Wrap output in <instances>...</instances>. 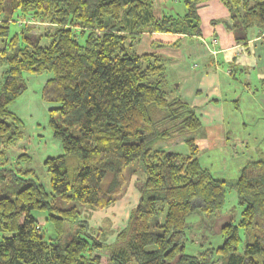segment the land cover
<instances>
[{
  "label": "trees",
  "instance_id": "1",
  "mask_svg": "<svg viewBox=\"0 0 264 264\" xmlns=\"http://www.w3.org/2000/svg\"><path fill=\"white\" fill-rule=\"evenodd\" d=\"M206 1L184 0L182 15L158 16L153 0H0V164L22 134L9 105L26 89L23 72L52 73L41 97L56 104L59 121L50 125L62 149L43 162L50 192L16 175L1 188L0 264H264V160L246 163L232 181L213 176L186 136L200 118L168 91L165 59L136 52L144 33L199 36L198 7ZM220 1L235 42L257 29L264 46V0ZM15 13L20 31L9 37ZM29 22L42 32L31 33ZM180 138L188 153L158 146ZM134 162L143 171L138 200L114 242H103L77 205L109 206ZM228 187L240 219L220 223L221 244L185 252L186 216L195 208L219 214ZM56 200L75 204L61 208ZM33 211L46 213L52 237ZM239 228L250 232L241 253Z\"/></svg>",
  "mask_w": 264,
  "mask_h": 264
},
{
  "label": "crops",
  "instance_id": "2",
  "mask_svg": "<svg viewBox=\"0 0 264 264\" xmlns=\"http://www.w3.org/2000/svg\"><path fill=\"white\" fill-rule=\"evenodd\" d=\"M169 3L178 1L153 0L154 13H184V4L178 11ZM198 15L199 36L144 33L136 51H155L165 59L171 96H179L200 118V128L186 136L193 137L201 165L232 181L246 163L264 160V46L257 29L246 42H235L220 0L200 4ZM171 145L188 153L181 138Z\"/></svg>",
  "mask_w": 264,
  "mask_h": 264
},
{
  "label": "rangeland",
  "instance_id": "3",
  "mask_svg": "<svg viewBox=\"0 0 264 264\" xmlns=\"http://www.w3.org/2000/svg\"><path fill=\"white\" fill-rule=\"evenodd\" d=\"M178 3H169L170 6L178 8L180 5L183 7L184 0H175ZM16 13L11 18V21L7 22L9 37L20 31V22ZM31 24V22H29ZM0 24H4V20L0 19ZM33 27L31 33H41V26L38 24H31ZM140 41V39H139ZM139 43V42H138ZM137 43V44H138ZM6 43L0 40V48L5 47ZM137 52V51H136ZM155 52V51H152ZM138 53V52H137ZM149 53V52H147ZM157 53V52H156ZM159 54V53H158ZM161 55V54H160ZM162 56V55H161ZM4 63L0 58V81L2 79L4 71ZM166 69V67H165ZM52 75L49 71H43L40 73L23 72V77L26 83V89L9 105L10 110L17 115L22 121V134L15 140L14 143L8 145L5 149V162L0 164L2 168L0 177V190L6 183V181L16 175L21 180L35 181L41 184L47 192H50V176L45 169L43 162L48 156H56L62 153L59 140L53 135L50 119L59 121V114L56 111H51L52 107L56 104L46 102L41 97V88L46 81ZM167 87H168V78ZM168 91L170 90L167 88ZM175 141L166 143L167 149H173V151H181V147H173L171 145ZM165 144V145H166ZM171 145V146H170ZM158 146L163 147L164 144L160 143ZM264 153V146H260ZM259 154H262L261 151ZM228 166H230L228 164ZM132 171L125 173V183L120 187V190L116 193L114 201L103 209H92L87 206L77 205V209L80 211V219H85L88 225L99 240L107 243L114 242L116 234L125 225L129 212L135 206L139 194L138 186L143 181V171L141 166L136 162L130 165ZM109 179L108 175L106 181ZM58 206L66 208L69 205H73V202L56 200ZM33 214H38V222L44 230L50 232L52 237V227L50 223L45 220L46 213L33 211ZM240 219V206L236 191L234 188L228 187L225 194V202L219 214L207 216L197 208L186 216V231H185V252L197 253L207 246L216 247L221 244L222 236L218 232L220 223L231 221L237 223ZM259 232V229H255ZM250 232L244 228H239L238 234L240 242L238 244V252H242L245 243L248 241V235ZM3 234L0 233V238ZM115 241H118L117 239ZM105 256L102 255V261H105Z\"/></svg>",
  "mask_w": 264,
  "mask_h": 264
},
{
  "label": "water",
  "instance_id": "4",
  "mask_svg": "<svg viewBox=\"0 0 264 264\" xmlns=\"http://www.w3.org/2000/svg\"><path fill=\"white\" fill-rule=\"evenodd\" d=\"M224 24H225L227 27H229V24H228L227 21H224Z\"/></svg>",
  "mask_w": 264,
  "mask_h": 264
},
{
  "label": "built area",
  "instance_id": "5",
  "mask_svg": "<svg viewBox=\"0 0 264 264\" xmlns=\"http://www.w3.org/2000/svg\"><path fill=\"white\" fill-rule=\"evenodd\" d=\"M213 41H215V40H213Z\"/></svg>",
  "mask_w": 264,
  "mask_h": 264
}]
</instances>
